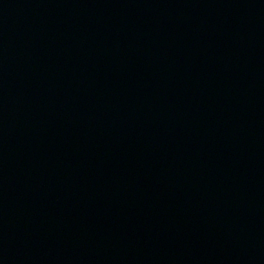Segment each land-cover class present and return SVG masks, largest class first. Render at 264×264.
<instances>
[{
    "label": "water",
    "instance_id": "95a60500",
    "mask_svg": "<svg viewBox=\"0 0 264 264\" xmlns=\"http://www.w3.org/2000/svg\"><path fill=\"white\" fill-rule=\"evenodd\" d=\"M0 264H264V0H0Z\"/></svg>",
    "mask_w": 264,
    "mask_h": 264
}]
</instances>
